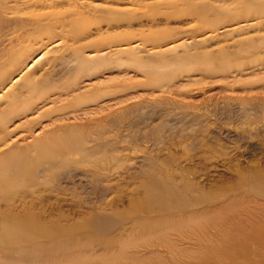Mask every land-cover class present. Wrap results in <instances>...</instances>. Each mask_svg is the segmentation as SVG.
<instances>
[{"label":"rangeland","instance_id":"1","mask_svg":"<svg viewBox=\"0 0 264 264\" xmlns=\"http://www.w3.org/2000/svg\"><path fill=\"white\" fill-rule=\"evenodd\" d=\"M260 1L129 0L112 16L80 9L95 20L77 45H97L83 56L108 62L58 105L38 106L42 114L107 92L114 100L17 129L30 131L20 147L65 133L83 154L56 177L40 166L34 180L0 193V264H264ZM59 38L43 40L22 75L72 46ZM17 83L0 89V111ZM11 220L22 229H9Z\"/></svg>","mask_w":264,"mask_h":264},{"label":"bare ground","instance_id":"2","mask_svg":"<svg viewBox=\"0 0 264 264\" xmlns=\"http://www.w3.org/2000/svg\"><path fill=\"white\" fill-rule=\"evenodd\" d=\"M128 2L129 0H0V89L14 78L16 83L20 82L4 96L7 99L6 106L0 111V193L22 186L31 179L34 180V175L40 166H46V171L56 177L57 168L65 165L73 157L83 154L77 137L65 133H53L51 137L30 140L29 142H32L30 145L20 147L19 143L26 140L30 131H24L26 134L19 137L15 135V132L17 129L36 125L44 114H50L54 110L55 113H59L69 108L76 112L84 104L94 105L97 101L107 98V102L114 100L112 96L115 92L95 93L90 98L86 97L84 103H74L70 106L63 104L42 114L40 111L47 103L58 105L63 101L62 97L70 96V93L75 92L77 79L95 75L99 67L108 62L105 60L104 63H98L102 59H89L83 56L88 48L97 45H77L85 40L88 30L86 33L83 28H88L86 23L89 24L88 20L93 18L88 16V20L82 19L83 13L80 9H90L93 14L100 11L111 16L125 15L126 8L117 11L115 8ZM254 14L257 19L264 17L263 2L256 3ZM94 20L91 21L94 22ZM56 37H60L59 40L62 39L60 43H63L65 39L68 43L71 42L72 46H77H63V52L50 60H45V54H42L41 62L37 63L40 68L36 67L22 75L26 62L44 47L41 42L43 40L51 42ZM37 44L39 47L35 48ZM120 92L124 93V90ZM123 96L125 97L126 94ZM258 102L263 105L264 99H259ZM43 103L46 104L38 106ZM36 112H38L36 118L28 119L30 114ZM20 118L25 120L20 126L13 127L15 120ZM250 123L254 122L245 121L243 124L250 126ZM241 132L250 134L249 129H241ZM208 134V128L202 130L199 141L205 140ZM196 135V132L193 135L192 133L187 135V139H192L191 147L196 140L192 137ZM6 223L9 229L15 231L22 229L21 222L16 220ZM33 223L34 220L29 219L28 222H24V226L33 227ZM3 238L7 239L5 234Z\"/></svg>","mask_w":264,"mask_h":264}]
</instances>
